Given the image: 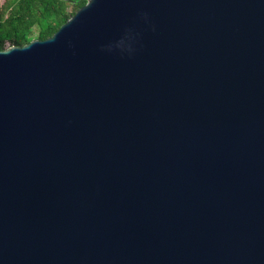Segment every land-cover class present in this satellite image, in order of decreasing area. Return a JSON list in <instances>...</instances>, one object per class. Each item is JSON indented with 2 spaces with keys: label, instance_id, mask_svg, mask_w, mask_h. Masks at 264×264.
<instances>
[{
  "label": "water",
  "instance_id": "95a60500",
  "mask_svg": "<svg viewBox=\"0 0 264 264\" xmlns=\"http://www.w3.org/2000/svg\"><path fill=\"white\" fill-rule=\"evenodd\" d=\"M0 264H264V0H87L0 50Z\"/></svg>",
  "mask_w": 264,
  "mask_h": 264
},
{
  "label": "trees",
  "instance_id": "16d2710c",
  "mask_svg": "<svg viewBox=\"0 0 264 264\" xmlns=\"http://www.w3.org/2000/svg\"><path fill=\"white\" fill-rule=\"evenodd\" d=\"M87 0H5L0 3V50L51 36Z\"/></svg>",
  "mask_w": 264,
  "mask_h": 264
},
{
  "label": "rangeland",
  "instance_id": "374dc122",
  "mask_svg": "<svg viewBox=\"0 0 264 264\" xmlns=\"http://www.w3.org/2000/svg\"><path fill=\"white\" fill-rule=\"evenodd\" d=\"M5 0H0V3H3Z\"/></svg>",
  "mask_w": 264,
  "mask_h": 264
}]
</instances>
